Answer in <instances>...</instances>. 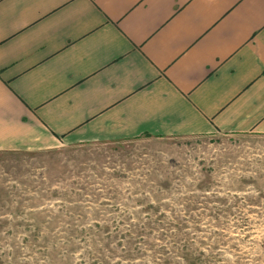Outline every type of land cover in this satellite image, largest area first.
I'll use <instances>...</instances> for the list:
<instances>
[{
    "label": "crops",
    "instance_id": "obj_1",
    "mask_svg": "<svg viewBox=\"0 0 264 264\" xmlns=\"http://www.w3.org/2000/svg\"><path fill=\"white\" fill-rule=\"evenodd\" d=\"M264 134V0H0V149Z\"/></svg>",
    "mask_w": 264,
    "mask_h": 264
},
{
    "label": "rangeland",
    "instance_id": "obj_2",
    "mask_svg": "<svg viewBox=\"0 0 264 264\" xmlns=\"http://www.w3.org/2000/svg\"><path fill=\"white\" fill-rule=\"evenodd\" d=\"M0 264H264V134L0 149Z\"/></svg>",
    "mask_w": 264,
    "mask_h": 264
}]
</instances>
